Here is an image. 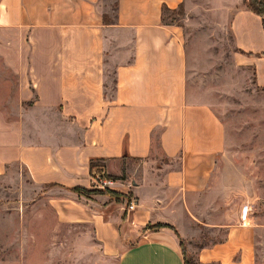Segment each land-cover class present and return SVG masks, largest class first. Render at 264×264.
<instances>
[{"label":"crops","instance_id":"crops-1","mask_svg":"<svg viewBox=\"0 0 264 264\" xmlns=\"http://www.w3.org/2000/svg\"><path fill=\"white\" fill-rule=\"evenodd\" d=\"M213 3L233 9L236 55L264 91L262 19L243 0ZM183 4L0 0V106L12 107L0 177L27 172L58 224L91 228L116 264H184L181 241L199 264H264V139L239 145L190 96L186 33L164 17ZM92 164L126 175L120 199L73 192L91 189Z\"/></svg>","mask_w":264,"mask_h":264},{"label":"rangeland","instance_id":"rangeland-1","mask_svg":"<svg viewBox=\"0 0 264 264\" xmlns=\"http://www.w3.org/2000/svg\"><path fill=\"white\" fill-rule=\"evenodd\" d=\"M232 14L233 9L213 0H186L177 10L164 12V17L186 33L190 96L216 107L228 135L246 145L264 139V91L254 83L255 65H249L246 56L236 55L230 29ZM4 36L0 32V67L5 66ZM112 81L111 75V86ZM7 110L12 107L0 106V120ZM4 123L0 121L2 127ZM0 132V144L5 146L7 137L4 130ZM99 167L94 164L93 177L105 176L118 184L123 180L116 178L126 179V175L109 176L107 171L104 175ZM17 173L13 178L0 177V264H116L103 255L91 228L60 226L51 207L31 193L27 172L19 169ZM90 190L107 191L93 186Z\"/></svg>","mask_w":264,"mask_h":264},{"label":"trees","instance_id":"trees-1","mask_svg":"<svg viewBox=\"0 0 264 264\" xmlns=\"http://www.w3.org/2000/svg\"><path fill=\"white\" fill-rule=\"evenodd\" d=\"M243 4L249 11L256 14L257 16H259L262 19V24H263V29H264V0H243ZM171 11H173V10H169L166 8L164 9V12H171ZM261 56L262 55H259V57H261ZM254 83H256V78H255ZM93 166H94V164H92V167ZM123 179L124 178H116L115 180H123ZM73 192L84 195V196H90L92 194H99V195H111L113 198L120 197V195L118 193L114 192L113 190L112 191L107 190L106 192H104V191L93 192L91 190L89 191L86 189L75 188V189H73ZM167 227H169V226L164 225V224L149 225L146 227V230L153 231V230H159V229L167 228ZM181 248H182V254H183V258H184V264H199L197 262V260L189 254V252L185 246L184 241H181Z\"/></svg>","mask_w":264,"mask_h":264},{"label":"built area","instance_id":"built-area-1","mask_svg":"<svg viewBox=\"0 0 264 264\" xmlns=\"http://www.w3.org/2000/svg\"><path fill=\"white\" fill-rule=\"evenodd\" d=\"M100 170L102 171V173L105 175L106 173V169L104 166H100L99 167ZM119 182L118 181H114L110 178H107L105 176H100L98 175L97 177H93L92 175V184L91 186H93V188L97 189V190H110L113 189L115 186H117ZM129 205H128V210H134L137 207V202L133 197L129 198ZM247 208H244L242 210V214H241V218H242V222L244 223L245 219L247 218Z\"/></svg>","mask_w":264,"mask_h":264}]
</instances>
